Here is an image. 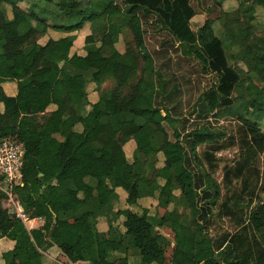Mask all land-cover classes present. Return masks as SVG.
<instances>
[{"label":"trees","instance_id":"trees-1","mask_svg":"<svg viewBox=\"0 0 264 264\" xmlns=\"http://www.w3.org/2000/svg\"><path fill=\"white\" fill-rule=\"evenodd\" d=\"M198 1L87 0L88 16L79 22L80 0H0V74L17 83L15 97L0 98V143L24 144L23 185L12 192L33 217L38 210L51 221L45 230H28L4 206L9 197L0 190V239L13 242L0 264H49L44 251L62 252L73 263L115 264L109 252L122 249L141 256V264H165L170 246L180 264H264V38L258 33L263 27L264 36V22L257 19L264 0H237L228 9L227 0ZM200 5L218 14L195 30ZM86 23L93 42L85 54L72 53L73 33ZM126 24L132 39L122 51L119 28ZM240 28L246 38L236 41L232 31ZM50 29L67 35L40 42ZM151 29L164 35L161 51L146 41ZM163 50L217 76L197 99L198 117L208 121L203 126L188 131L177 117L180 85L157 62ZM93 54L103 60L98 66L90 63ZM225 109L245 135L220 181L218 153L229 144L209 119ZM120 190L135 197L125 210H115ZM145 198L165 212L142 207ZM102 216L108 232L97 226ZM226 217L236 221L235 232L212 236Z\"/></svg>","mask_w":264,"mask_h":264},{"label":"rangeland","instance_id":"rangeland-1","mask_svg":"<svg viewBox=\"0 0 264 264\" xmlns=\"http://www.w3.org/2000/svg\"><path fill=\"white\" fill-rule=\"evenodd\" d=\"M203 1V0H199L198 2ZM239 1V0H238ZM237 0H227L224 3V7L226 9L228 8H234L237 4H238ZM241 1H246V0H241ZM198 5V3H196ZM211 4V3H209ZM208 4V5H209ZM207 8V5H200L197 8L198 11V15L194 17L193 19V23L192 26L193 28L196 30L198 29L201 25H203L204 21L210 17V16H215L218 13L215 12H211V11H206L205 9ZM220 9V8H219ZM8 14L12 15L11 12V8L8 7ZM88 16V3L87 0H80V7L79 9L74 11V17L77 21H84ZM257 19L261 20L264 22V13L262 10H260L257 14ZM4 23L0 21V27H3ZM99 26H101V24H99ZM131 25L130 24H126L122 27L119 28V32L121 33L120 36V40L117 43V47L124 51L126 46H127V42L130 41L132 39V34H131ZM141 29V24L139 20H135L134 25H133V30L135 32H140ZM216 30L217 33L220 31H222V29H220L219 25H216ZM220 30V31H219ZM77 33V40L74 43V46L72 48V53H76V52H80L81 54H85V50H84V45L87 43H91L93 42V38L92 36H90L91 34V28H90V23H86V25L84 26V28L82 30L76 31L73 34ZM261 36L260 38H264L263 35V27L260 28L259 32H258ZM89 34L88 38H85L87 35ZM232 35L234 37V39L236 41H242L243 39L246 38V30L244 28H240V29H234L232 31ZM64 36V34H62L61 31H57L54 29H50L49 33L45 36H43L40 39V42L45 43L49 38H60ZM109 39V38H108ZM164 35L163 33H161L160 31L157 30H150L147 34H146V41L148 43V45H150V48L154 51V50H159L161 51V42L164 40ZM110 41V40H109ZM261 41L263 42L264 39H261ZM163 45V44H162ZM164 51V50H163ZM172 55V56H171ZM164 56V57H163ZM168 56H171V60H167ZM99 59V58H98ZM103 60L99 59L96 62H93L95 65H99ZM157 62L159 64L160 67H162V69L165 71V73L168 76H171L173 79V82H176L178 85H180V91L177 93V96L175 97V100L177 101V105H178V111H179V115L177 117L182 118V121L185 122L186 124V129L188 131L194 129L197 125H201L203 126V124H206L208 121H205L206 119H202L199 116V111H200V105L197 104V99L198 97L207 89H209L213 84H215L217 82V76L214 73L211 74H203L201 69L202 66L200 65V63L191 58V57H186L184 55L181 54H177V53H168L166 51H164L163 53H160V55L157 57ZM243 64H241L242 67ZM246 70V68H244ZM4 78L2 77V75L0 74V81L3 80ZM3 82H0V84ZM112 83L111 82H107L106 86H110ZM39 85V83H38ZM3 96V97H2ZM4 96H6V94L2 91L1 87H0V98H4ZM5 101V100H4ZM2 107L4 108V105H2ZM225 115L220 116V117H214L211 116L209 121L212 123L213 128H215L216 130H224L226 132V135L224 137V141L229 144L225 149H223L222 151H220V153H218V156L221 157L220 158V166L219 169L217 170V172L215 173V176L218 180L222 181L223 180V173H224V166L227 164H233V162L235 161V159L238 156L239 150L242 147V139L245 135L243 128L241 126L240 123H238L236 121V119H234L230 114H228V111H230V109H225ZM169 128V127H168ZM172 133V130H170ZM132 148L133 146H128L127 147V151L129 152V157L132 158ZM204 149V145L200 147V150ZM163 160L164 157L162 155L159 156V165H163ZM259 165L261 166V171H263L264 169V156H262L260 158L259 161ZM260 184L264 185V178L260 181ZM241 182L239 181H235L234 183V187L238 188L240 187ZM234 188V189H235ZM233 189V190H234ZM122 195L126 197L127 194H125L122 190H120ZM226 192V190H224V193ZM124 197V198H125ZM130 197H132L130 194L128 195V203L132 204L134 202V198L130 199ZM261 200L264 201V192L261 194ZM120 201V200H119ZM117 202L116 208H126L128 207V203L126 202V200H122L120 202ZM5 205L6 207H8V201H5ZM256 203L259 202V199H257L255 201ZM245 203V201L243 202ZM130 204V205H131ZM13 205V204H12ZM143 207V204H142ZM174 205L170 206V209H174ZM13 208V206H12ZM154 208V207H153ZM159 212L164 211L165 209H163L162 207H159ZM180 211H182V208H179ZM36 212H38L40 214V211L35 210ZM217 211V210H215ZM25 212H27V214L29 215V217H33L32 215H34V213L32 211H28L25 207ZM31 213V214H30ZM217 213V212H215ZM39 214H35V216H38ZM121 221H119V223H121ZM51 225V224H50ZM46 226V224L44 225ZM43 226V227H44ZM49 227V225H48ZM237 229L236 226V221L233 219H229V218H224L223 220H219L215 226H213L212 230L210 231V233L212 234V236L214 237H219L220 235L224 234L225 232H235V230ZM166 232L164 233H168L171 235L172 232L170 230L165 229ZM163 233V230L161 231ZM173 246L168 247L167 250V261L165 264H173L174 262L176 263H181L182 260L180 258H175L173 255ZM217 257H221V253L218 252ZM179 262H178V261Z\"/></svg>","mask_w":264,"mask_h":264},{"label":"crops","instance_id":"crops-1","mask_svg":"<svg viewBox=\"0 0 264 264\" xmlns=\"http://www.w3.org/2000/svg\"><path fill=\"white\" fill-rule=\"evenodd\" d=\"M90 28H92V25H90ZM62 34H64V36L67 35V33H63V32H62ZM75 34L77 35V33H75ZM88 37H89V34L85 38H88ZM98 58L101 59L96 54L91 55L90 63L92 65H94V66H98V65H95L93 63V62L98 61L99 60ZM0 82H3V83L0 84V87H1L2 91L6 94V96H8V97H15L16 96L17 83L15 81H11L9 79L4 78ZM2 105L3 104H0V108L1 109H3ZM52 109H53V106L52 105L49 106L48 110H52ZM70 175L71 176H75L76 174L71 172ZM78 175H80L79 172H78ZM125 194H127V193H125ZM119 195H120V199H119L120 201H122V200L125 201L126 200V202L128 203V200H127L128 194L125 197V195L123 196L121 191H119ZM141 202L143 204V207H146V208H149V209H153V207H154V208H157V210L159 209V206H157V202L155 200L151 199V198H145V199L141 200ZM130 204L128 203L129 206L126 207V208H122V209L125 210V209L131 207L132 204L131 205ZM117 209H121V208H115V210H117ZM115 210L112 209V212L115 211ZM158 212H159V210H158ZM164 212H165V210L162 211V212H159V214H163ZM121 220H123V217H121L120 220L115 222L114 225L119 224V221H121ZM50 222L51 221L49 219L45 218V221L43 223H37V222L33 223L34 226H33V228L31 230H34V229H37V228H42V229L45 230L44 227H46V226H44V225L45 224L48 225ZM63 225H68V226L65 227L66 229H73L74 228V225L73 224H69V222H66ZM97 226H98L100 231H103V232H108L109 231V224H108V221L106 220V218L104 216H102V217H100L98 219ZM164 232H166L165 229H163V234L170 235V234L164 233ZM12 247H13V242L12 241L8 240L6 237L0 239V254L4 250H8V249H10ZM44 256H46L48 258V261H49L48 263L49 264H86L84 262L73 263L65 255H63L62 252H56L55 251V254H51L49 251L48 252L44 251ZM109 258L115 264H141L142 260H143V258L141 256L131 255V254L127 253L124 249L118 250V251H110L109 252ZM166 261H167V259H166ZM173 264H176V262H174ZM177 264H179V263H177Z\"/></svg>","mask_w":264,"mask_h":264},{"label":"built area","instance_id":"built-area-1","mask_svg":"<svg viewBox=\"0 0 264 264\" xmlns=\"http://www.w3.org/2000/svg\"><path fill=\"white\" fill-rule=\"evenodd\" d=\"M24 144L14 140H4L0 143V190L5 192L8 197V205L13 206V217L21 219L31 230L33 223H43L45 217L38 215L29 217L25 212V206L15 198L12 189L15 185H23L20 171L23 165ZM13 204V205H12Z\"/></svg>","mask_w":264,"mask_h":264},{"label":"water","instance_id":"water-1","mask_svg":"<svg viewBox=\"0 0 264 264\" xmlns=\"http://www.w3.org/2000/svg\"><path fill=\"white\" fill-rule=\"evenodd\" d=\"M55 222H56V220H55Z\"/></svg>","mask_w":264,"mask_h":264}]
</instances>
